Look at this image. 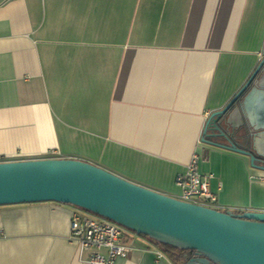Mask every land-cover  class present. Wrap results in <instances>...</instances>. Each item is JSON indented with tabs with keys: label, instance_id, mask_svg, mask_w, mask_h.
Returning <instances> with one entry per match:
<instances>
[{
	"label": "crops",
	"instance_id": "crops-1",
	"mask_svg": "<svg viewBox=\"0 0 264 264\" xmlns=\"http://www.w3.org/2000/svg\"><path fill=\"white\" fill-rule=\"evenodd\" d=\"M263 52L264 0H0V156L81 160L176 197L198 154L222 212H264V173L203 141ZM74 210L0 206V264H81ZM129 243L113 264H182Z\"/></svg>",
	"mask_w": 264,
	"mask_h": 264
},
{
	"label": "water",
	"instance_id": "water-1",
	"mask_svg": "<svg viewBox=\"0 0 264 264\" xmlns=\"http://www.w3.org/2000/svg\"><path fill=\"white\" fill-rule=\"evenodd\" d=\"M263 68L264 57L237 95L208 117L203 141L248 156L264 173ZM255 110L261 123L245 125ZM246 139L251 147L241 144ZM41 202L72 205L192 252L185 264H264V212L238 214L186 203L76 159L0 163V206Z\"/></svg>",
	"mask_w": 264,
	"mask_h": 264
},
{
	"label": "built area",
	"instance_id": "built-area-1",
	"mask_svg": "<svg viewBox=\"0 0 264 264\" xmlns=\"http://www.w3.org/2000/svg\"><path fill=\"white\" fill-rule=\"evenodd\" d=\"M260 57H264L263 53ZM2 162L0 156V163ZM199 162L200 156L193 154L185 172L176 177L174 182L179 193L174 198L222 211L216 194L211 190L214 175L201 173ZM131 233L133 232L83 209L75 207L72 213L69 239L77 246L81 264H113L117 258H127L133 250L129 243ZM155 254L158 259H166L161 250H156Z\"/></svg>",
	"mask_w": 264,
	"mask_h": 264
},
{
	"label": "trees",
	"instance_id": "trees-1",
	"mask_svg": "<svg viewBox=\"0 0 264 264\" xmlns=\"http://www.w3.org/2000/svg\"><path fill=\"white\" fill-rule=\"evenodd\" d=\"M140 236H142V235H140ZM142 237H145V236H142ZM152 242H154L156 244V246L158 248H160V250H162L164 253L166 252L174 262H179V263L185 264L186 261L188 260V259H186L185 255H190V253H192V252H186L184 250L183 251L178 250V249H175L173 247H169L167 245L160 244V243L155 242L153 240H152Z\"/></svg>",
	"mask_w": 264,
	"mask_h": 264
},
{
	"label": "flooded vegetation",
	"instance_id": "flooded-vegetation-1",
	"mask_svg": "<svg viewBox=\"0 0 264 264\" xmlns=\"http://www.w3.org/2000/svg\"><path fill=\"white\" fill-rule=\"evenodd\" d=\"M186 256V259H189L191 257H194L193 253H190V255H185Z\"/></svg>",
	"mask_w": 264,
	"mask_h": 264
}]
</instances>
